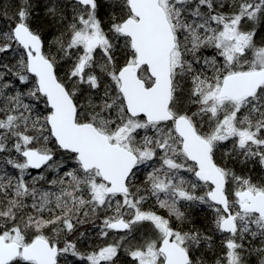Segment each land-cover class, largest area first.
<instances>
[{
	"label": "snow or ice",
	"instance_id": "obj_1",
	"mask_svg": "<svg viewBox=\"0 0 264 264\" xmlns=\"http://www.w3.org/2000/svg\"><path fill=\"white\" fill-rule=\"evenodd\" d=\"M0 264H264V0H0Z\"/></svg>",
	"mask_w": 264,
	"mask_h": 264
}]
</instances>
